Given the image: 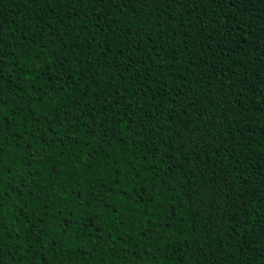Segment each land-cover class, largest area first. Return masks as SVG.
Here are the masks:
<instances>
[{
    "label": "trees",
    "instance_id": "trees-1",
    "mask_svg": "<svg viewBox=\"0 0 264 264\" xmlns=\"http://www.w3.org/2000/svg\"><path fill=\"white\" fill-rule=\"evenodd\" d=\"M0 264H264V0H0Z\"/></svg>",
    "mask_w": 264,
    "mask_h": 264
}]
</instances>
